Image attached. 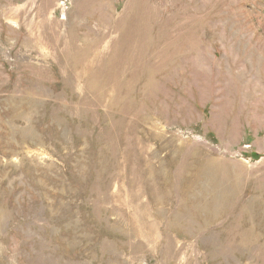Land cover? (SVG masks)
<instances>
[{"label":"rangeland","instance_id":"374dc122","mask_svg":"<svg viewBox=\"0 0 264 264\" xmlns=\"http://www.w3.org/2000/svg\"><path fill=\"white\" fill-rule=\"evenodd\" d=\"M0 264H264V0H0Z\"/></svg>","mask_w":264,"mask_h":264},{"label":"bare ground","instance_id":"6f19581e","mask_svg":"<svg viewBox=\"0 0 264 264\" xmlns=\"http://www.w3.org/2000/svg\"><path fill=\"white\" fill-rule=\"evenodd\" d=\"M147 12V11H146ZM146 14V13H145ZM147 17V16H146ZM145 19V18H144ZM150 20V19H149ZM143 22H145V21H143ZM161 23V22H160ZM140 24V23H139ZM143 25V24H142ZM136 26H137V24H136ZM148 26V25H147ZM138 27V26H137ZM136 28V27H135ZM146 28V27H145ZM144 30V29H143ZM126 34V33H125ZM140 34V33H139ZM143 34V33H142ZM136 36V35H135ZM127 38V37H126ZM129 40V39H128ZM125 42V41H124ZM136 42V41H135ZM142 42V41H141ZM181 42V41H180ZM132 44V43H131ZM139 44V43H138ZM146 44V43H145ZM144 44V45H145ZM122 45V44H121ZM182 45V44H181ZM123 47V46H122ZM129 47V46H128ZM136 47V46H135ZM134 47V48H135ZM131 48V47H130ZM130 48H129V50H130ZM133 48V47H132ZM139 48V47H138ZM142 48V47H141ZM180 48V47H179ZM122 49V48H121ZM144 49V48H143ZM124 50V49H123ZM132 50V49H131ZM136 51H137V49H136ZM122 52V51H121ZM119 53V52H118ZM138 56V55H137ZM145 56V55H144ZM140 57V56H139ZM122 58V57H121ZM132 58V57H131ZM135 58V57H134ZM144 58V57H143ZM120 59V58H119ZM135 60V59H134ZM133 60V61H134ZM137 60H138V58H137ZM141 60V59H140ZM121 61V60H120ZM115 62V61H114ZM134 64V63H133Z\"/></svg>","mask_w":264,"mask_h":264}]
</instances>
